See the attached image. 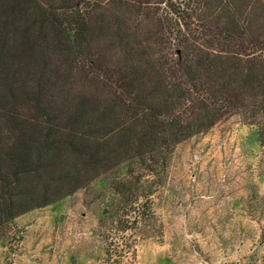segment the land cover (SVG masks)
<instances>
[{
  "label": "trees",
  "instance_id": "16d2710c",
  "mask_svg": "<svg viewBox=\"0 0 264 264\" xmlns=\"http://www.w3.org/2000/svg\"><path fill=\"white\" fill-rule=\"evenodd\" d=\"M231 118L264 167V0H0V237L95 183L134 259L173 149Z\"/></svg>",
  "mask_w": 264,
  "mask_h": 264
},
{
  "label": "rangeland",
  "instance_id": "374dc122",
  "mask_svg": "<svg viewBox=\"0 0 264 264\" xmlns=\"http://www.w3.org/2000/svg\"><path fill=\"white\" fill-rule=\"evenodd\" d=\"M255 128L231 118L177 145L153 198L161 236L124 264H264V167ZM100 184L17 217L0 264H109ZM117 264V263H114Z\"/></svg>",
  "mask_w": 264,
  "mask_h": 264
}]
</instances>
